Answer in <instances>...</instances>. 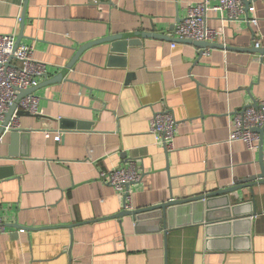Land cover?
Masks as SVG:
<instances>
[{"label": "crops", "instance_id": "0c3cea01", "mask_svg": "<svg viewBox=\"0 0 264 264\" xmlns=\"http://www.w3.org/2000/svg\"><path fill=\"white\" fill-rule=\"evenodd\" d=\"M198 1L0 0V34L47 64L33 91L40 113L20 115L23 132L2 135L0 264H264L261 181L228 194L209 225L199 214L164 228L155 216L112 217L125 202L135 209L203 195L260 172L264 137L250 150L228 136L233 113L264 97V53L253 47L264 48V0L248 13L256 26L211 12L209 26L224 36L216 44L230 48L201 55L186 41L171 46L170 35ZM106 36L115 40L85 49L61 81L44 83L76 48ZM165 109L178 125L169 152L149 132ZM130 160L141 179L125 198L99 175Z\"/></svg>", "mask_w": 264, "mask_h": 264}, {"label": "built area", "instance_id": "2783aa9c", "mask_svg": "<svg viewBox=\"0 0 264 264\" xmlns=\"http://www.w3.org/2000/svg\"><path fill=\"white\" fill-rule=\"evenodd\" d=\"M256 1L258 0H200L188 7L186 16L174 25L170 35L179 40L219 42L224 38L223 31L209 26L210 13L221 11L225 13L226 21L244 18L250 25L256 26L257 18L248 16V13L254 12ZM171 46H174V42ZM254 46L260 47L259 41H255ZM46 67L45 62L33 57L30 46L16 44L15 35L0 34V125L15 103L18 93L35 87L38 78L45 75ZM18 110L32 115L40 113L38 96L31 92L17 101L9 121L0 134V144L3 133L21 131ZM258 130H262L264 135V97L233 113L228 141H241L247 149H255L260 140ZM149 132L163 145L165 151H172L174 138L178 132V125L172 112L167 109L155 111L149 122ZM50 134L49 131H44L45 137H49ZM60 138L61 134L57 132L54 140L59 141ZM99 178L115 190L123 191L126 184L140 180L141 173L134 161L130 160L122 166L102 171ZM127 207L128 204H125V208ZM23 231L24 229H19V232ZM5 232V223L0 217V233Z\"/></svg>", "mask_w": 264, "mask_h": 264}, {"label": "water", "instance_id": "95a60500", "mask_svg": "<svg viewBox=\"0 0 264 264\" xmlns=\"http://www.w3.org/2000/svg\"><path fill=\"white\" fill-rule=\"evenodd\" d=\"M28 0H24V5L26 7ZM24 23V16L21 17V26ZM140 37H160V35H158L157 33H140L139 35ZM115 38L113 36H106L104 38H100V39H96L93 41H89L81 46H79L78 48L75 49V54L72 57V59L70 60L69 63H67L65 65V67L62 69V72L56 74L55 76L46 79L45 80V84H50V83H55V82H59L64 78V74L66 72V70L73 68L74 63L78 60V58L80 57V55L82 54V52L89 48L90 46L103 42V41H114ZM125 40V39H124ZM173 42L177 41V39H171ZM182 41H186L189 43H192L193 45H195L200 51L199 54L201 55L203 53V50L206 48H212V47H220V48H230L227 46H222V45H218L216 43H210V42H202V41H189V40H182ZM20 43V39L19 37L16 38V44ZM257 52L263 54L264 53V48H260V47H255L253 46ZM36 89V86L33 88H29L27 90H22L18 93L17 95V99L15 101V103L10 107V109L8 110V112L5 115L4 120L2 121L1 125H0V134L3 132L4 130V126L7 124V122L9 121V118L11 116V114L13 113L17 101L25 94L27 93H31ZM18 116L20 115H24V114H29L26 111H22V110H18L17 111ZM23 131H11V133L14 135L16 133H21ZM259 134H260V140H259V148L261 150L262 147V143H263V132L262 130H258ZM262 152V151H261ZM258 163L260 165V172L257 175H252L250 177H247L246 179H244L243 181H240L238 184H235L231 187H227V188H223V189H217L215 191H211L209 193L203 194V195H196L193 197H189V198H184V199H173L170 198L167 201H164L162 203L159 204H155V205H150L147 207H142V208H135V209H127V208H123L122 211L112 215V217L117 218V217H122L125 215H130V216H134L137 220H140L141 218L146 216H155V217H159V219H161L162 222V228L166 227V225L168 224V220L170 218H179L180 216H182V213L184 214H188V216H191L193 214H199V220L200 221H204L206 224H212L214 223V220H220L222 217H218L217 219H215V217L212 215L214 213V211L216 209H225L227 206H229V199H228V194L232 193V192H237L240 189L246 188L248 186H251L253 184H255L257 181H261L264 182V157L261 154H259V160ZM129 184L125 185V198L127 196V191H128V187ZM126 204V202H125ZM187 207L190 211H178L180 208H185ZM214 210V211H213ZM232 213H231V217H237L238 215L235 213V211L233 209ZM228 223V222H227Z\"/></svg>", "mask_w": 264, "mask_h": 264}]
</instances>
